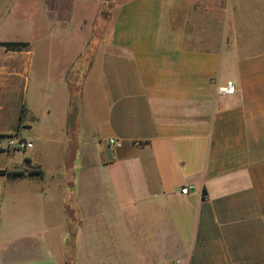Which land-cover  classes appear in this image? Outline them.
Listing matches in <instances>:
<instances>
[{
  "label": "crops",
  "instance_id": "obj_1",
  "mask_svg": "<svg viewBox=\"0 0 264 264\" xmlns=\"http://www.w3.org/2000/svg\"><path fill=\"white\" fill-rule=\"evenodd\" d=\"M104 5L0 0V264H264V0Z\"/></svg>",
  "mask_w": 264,
  "mask_h": 264
},
{
  "label": "built area",
  "instance_id": "obj_2",
  "mask_svg": "<svg viewBox=\"0 0 264 264\" xmlns=\"http://www.w3.org/2000/svg\"><path fill=\"white\" fill-rule=\"evenodd\" d=\"M237 91V85L234 81L228 80L226 83L220 85L218 87V93L224 96H230L235 94ZM108 143L110 146L114 148H118L122 146V140L116 137H110L108 139ZM136 144H139V142H135ZM32 146L31 142H27L24 140H21L17 137L11 136L8 141V149H20L24 150L27 147ZM193 189H195L194 185H184L180 188L181 193L183 194H188L190 193Z\"/></svg>",
  "mask_w": 264,
  "mask_h": 264
},
{
  "label": "trees",
  "instance_id": "obj_3",
  "mask_svg": "<svg viewBox=\"0 0 264 264\" xmlns=\"http://www.w3.org/2000/svg\"><path fill=\"white\" fill-rule=\"evenodd\" d=\"M112 3V0H105V5H104V8H103V11H109L110 10V5ZM0 45L1 46H5L7 49H10V50H22V49H25L28 47L29 43L27 42H20V41H9V42H0ZM86 55V53H85ZM72 72L73 70L71 71V73H69V79H70V82L72 85H74L75 82H73V80H71V77H72ZM8 135H5V134H0V138L2 137H6ZM4 173H9V174H13V175H22L23 172H7L6 170H0V174H4ZM30 173H36V174H40L41 171L37 170V171H31Z\"/></svg>",
  "mask_w": 264,
  "mask_h": 264
},
{
  "label": "rangeland",
  "instance_id": "obj_4",
  "mask_svg": "<svg viewBox=\"0 0 264 264\" xmlns=\"http://www.w3.org/2000/svg\"><path fill=\"white\" fill-rule=\"evenodd\" d=\"M87 12L90 13L91 11L88 9ZM78 17H79V19L81 20V18H82L83 16H78ZM88 17H89V16H88ZM81 58H82V59H87V60H85V61L88 62V61H89V53L86 52V55L84 54ZM82 62H84V61L82 60ZM87 62H85V63H87ZM76 73H77V71H76V70H73V73H72V77H73V78H77L78 74H76Z\"/></svg>",
  "mask_w": 264,
  "mask_h": 264
}]
</instances>
